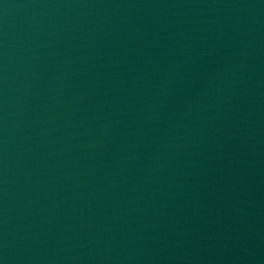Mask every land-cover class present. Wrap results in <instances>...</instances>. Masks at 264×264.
Wrapping results in <instances>:
<instances>
[{
  "label": "water",
  "instance_id": "obj_1",
  "mask_svg": "<svg viewBox=\"0 0 264 264\" xmlns=\"http://www.w3.org/2000/svg\"><path fill=\"white\" fill-rule=\"evenodd\" d=\"M0 264H264V0H0Z\"/></svg>",
  "mask_w": 264,
  "mask_h": 264
}]
</instances>
